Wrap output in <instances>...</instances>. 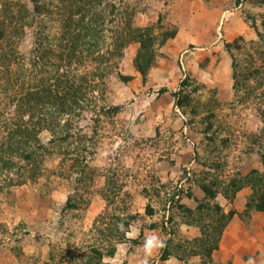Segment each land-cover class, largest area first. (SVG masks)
<instances>
[{
    "label": "rangeland",
    "instance_id": "1",
    "mask_svg": "<svg viewBox=\"0 0 264 264\" xmlns=\"http://www.w3.org/2000/svg\"><path fill=\"white\" fill-rule=\"evenodd\" d=\"M36 1L42 15L35 13ZM62 1L0 0V19L4 3H11L24 28L19 58L10 73L21 74L26 86L36 33L43 31L57 44ZM171 2L103 0L99 10L107 16L101 52L110 47L113 31L124 23L123 15H113V6L120 13L134 10L133 25H155L159 32L162 26L164 30L179 27L171 18L180 15L179 7L171 10ZM263 22L264 0H240L238 5L236 0H185V32L159 51L146 83L133 65L138 44L128 46L123 58L114 60L118 65L113 72L89 94L76 123L77 136L88 140L87 149L75 151V142L68 148L72 157L58 152L44 155L34 179L27 175L20 183L22 165L0 171V264H96L98 253L101 264H142V244L152 233L164 238L166 246L152 254L150 264H204L206 257L195 245L201 231L183 217L179 205L195 209L204 197L199 184L215 174L227 180L238 171L242 175L263 171L260 145L253 142L252 134L263 127L259 112L264 99L261 90L255 91L257 81L245 85L238 95L234 92L232 65L233 56L241 72L258 70L257 78L264 83V35L259 36L264 34ZM237 39L239 48H227ZM94 67L91 59L73 64L68 71L79 77ZM2 72L0 120L13 117L15 100L8 96L13 87L4 91ZM121 75L133 79L125 83ZM186 76L190 82L183 89ZM179 90L190 95L184 107H178L173 96ZM114 107L121 111L115 114ZM4 135L0 126V139ZM40 138L47 144L51 134L43 131ZM77 156L81 167H71ZM178 190L179 197L174 198ZM249 194L244 189L233 201L219 194L216 202L225 212L240 214ZM148 205L152 215L146 211ZM130 216L135 218L131 221ZM118 217L129 223L123 239L116 231L121 225L125 229ZM227 245L233 257H226V252L225 261H215V252L220 256L219 250ZM165 250L170 253L168 260L162 259ZM216 251L214 263L246 264L252 257L254 264H264V213L236 215Z\"/></svg>",
    "mask_w": 264,
    "mask_h": 264
},
{
    "label": "trees",
    "instance_id": "2",
    "mask_svg": "<svg viewBox=\"0 0 264 264\" xmlns=\"http://www.w3.org/2000/svg\"><path fill=\"white\" fill-rule=\"evenodd\" d=\"M37 4V1L35 2ZM103 0H63L59 7H62L60 15L61 29L57 44H52L44 32L36 33V46L34 48L32 74H29V86H26L25 79L20 76L13 77L10 68L19 58V37L23 35L24 28L18 16L14 14L11 3L5 2L3 5L4 17L0 19V72L4 75L8 93V87H13L8 96L13 101L14 112L12 118L3 117L0 126H3L5 135L0 139V171H12L13 168L20 169V180L30 175L34 177L39 172V162L46 154L63 153L66 157H72L74 152L68 148L76 142V150L81 151L88 148L86 136H77V121L86 109L87 98L90 93H95L99 89V83L113 72L115 59L124 56V50L131 44H138L136 55L133 60L135 71L146 83L148 76L158 61L159 51L177 37L178 28L163 26L156 32L157 26L149 25L145 27L133 25L131 18L135 12L124 9L120 13L119 9L113 6V15L124 16V23L119 30L113 31L112 44L101 52V46L105 42V10H99ZM237 5L240 0H236ZM35 13L42 15V7L35 6ZM20 15V14H18ZM161 17L159 18L160 21ZM158 21V22H159ZM160 24V23H159ZM159 27V25H158ZM264 28V22L262 23ZM264 34H259L263 37ZM240 39V38H238ZM233 44H227V48L237 45L239 40ZM45 40V41H44ZM47 40V41H46ZM93 60L95 67L84 75L77 77L68 69L73 64H83L87 60ZM234 92L238 95L245 85L257 81L255 91H260V96L264 99V83L261 82L258 70L251 68L247 72H241L237 59L233 58ZM249 70V71H248ZM123 82L127 83L133 79L132 76H120ZM99 81V82H98ZM260 81V82H259ZM24 82V83H23ZM190 78L186 76L181 82L182 88H186ZM20 84V89L17 84ZM249 86V85H248ZM19 90V91H18ZM166 88L160 90L163 94ZM18 93V95H17ZM182 90L174 93L177 98V106L184 107L190 103V95L183 94ZM254 93V92H251ZM88 109V108H87ZM114 113L118 114L121 107H114ZM260 119L262 129L259 134H252L253 142L260 145V159L263 171L251 170L248 174L242 175L236 172L229 179H222L220 173L213 175L212 180H207L199 184L204 197L197 201L195 209L188 208L184 204L179 205L183 212V217H188L191 225L198 227L201 237L195 240V245L206 260L204 264L214 263L213 253L219 249L221 239L224 237L226 227L236 215L248 217L252 212L264 213V108L260 109ZM210 128V126H209ZM47 131L51 134L47 144L40 138V133ZM72 140H76L72 142ZM71 143L70 145L67 143ZM254 143V144H255ZM82 158H85L80 153ZM81 158V159H82ZM72 166L80 168V157L77 156ZM220 168V166H219ZM83 173V171H81ZM12 181V180H10ZM244 189H249L245 208L238 214L235 210L225 212L223 207L216 202L220 194L225 199L233 201L236 195ZM180 190L173 192V197H179ZM192 197V194H189ZM149 215L153 214L150 205L146 209ZM135 216H130L133 220ZM125 229L117 227L118 238L123 239L127 233V220L118 217ZM130 227V226H129ZM113 235V228L110 229ZM126 230V231H125ZM97 253V252H96ZM162 259L168 260L170 253L163 252ZM114 254V249L110 251V256ZM93 262L101 264L102 255L99 254ZM99 259V260H97ZM109 264V263H108ZM227 264V263H226ZM230 264V263H228Z\"/></svg>",
    "mask_w": 264,
    "mask_h": 264
},
{
    "label": "crops",
    "instance_id": "3",
    "mask_svg": "<svg viewBox=\"0 0 264 264\" xmlns=\"http://www.w3.org/2000/svg\"><path fill=\"white\" fill-rule=\"evenodd\" d=\"M191 3H189L190 5ZM181 5V6H180ZM191 6V5H190ZM171 10L174 9L176 7H179V10L176 12V13H180V15H174L172 11H170V16L173 14V17L171 16V18L173 19V21L176 22V24L179 26L178 29H179V33L176 37L175 40H178L179 36H181V33L182 31L185 32V0H172L171 2ZM252 226V224H251ZM241 228V227H240ZM237 231V230H236ZM227 243V242H226ZM229 246L227 245L226 248L222 247L219 252L221 253L220 256L217 255L218 254V251L215 252L214 254V258H215V261L217 262H222V261H225V254L227 252V255L226 257L228 258H232L233 256L229 257L231 254L229 253ZM217 253V254H216ZM254 254V253H253ZM220 257V258H219ZM219 258V259H218ZM224 259V260H223Z\"/></svg>",
    "mask_w": 264,
    "mask_h": 264
},
{
    "label": "clouds",
    "instance_id": "4",
    "mask_svg": "<svg viewBox=\"0 0 264 264\" xmlns=\"http://www.w3.org/2000/svg\"><path fill=\"white\" fill-rule=\"evenodd\" d=\"M123 226L121 225V228ZM166 246V240L162 237H160L156 233H152L150 235H147L143 241L142 249L144 252V258L142 264H150V257L153 253L158 251L159 249H162ZM246 264H254V259L250 257Z\"/></svg>",
    "mask_w": 264,
    "mask_h": 264
}]
</instances>
